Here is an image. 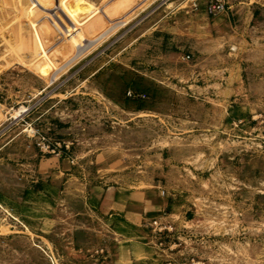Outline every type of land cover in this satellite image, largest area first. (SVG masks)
Returning a JSON list of instances; mask_svg holds the SVG:
<instances>
[{
	"label": "rangeland",
	"instance_id": "1",
	"mask_svg": "<svg viewBox=\"0 0 264 264\" xmlns=\"http://www.w3.org/2000/svg\"><path fill=\"white\" fill-rule=\"evenodd\" d=\"M257 2L0 0V264H264Z\"/></svg>",
	"mask_w": 264,
	"mask_h": 264
},
{
	"label": "crops",
	"instance_id": "2",
	"mask_svg": "<svg viewBox=\"0 0 264 264\" xmlns=\"http://www.w3.org/2000/svg\"><path fill=\"white\" fill-rule=\"evenodd\" d=\"M253 0H227V10L228 11H232V10H238L241 9L242 6H246V7H250L251 5L254 4H259V2L252 3ZM258 5V6H259ZM263 6V5H261ZM257 9H261L260 7H256ZM254 118V117H253ZM252 118V120H253ZM232 123L235 124L238 128V132L242 133V136H240V138H244L247 139V136L245 135H254L255 137L258 136V134L256 133V131H253L254 129L252 128V131H250L247 129H251V127H249L250 122L248 121V119L245 117H239L237 119L234 118V120ZM260 124V123H259ZM254 136H252L254 138ZM109 203V208L107 209L108 211H112L113 209H115L116 213L118 215H122L125 218H129L131 219L133 222L137 223L140 225V227H145L146 223L144 222H148L150 219H147L146 216H151L153 218L154 215H157L158 218H160L161 216H163L164 211H166L167 208L171 207V203L168 200H159L158 203H153V202H148L147 199H145V197H143V195L138 194H125L123 201H120L117 197L115 198H107ZM131 208V209H130ZM189 211L183 212L182 213V219H186L188 221H190L189 217H190ZM156 218H153L151 220H155ZM144 223V224H143Z\"/></svg>",
	"mask_w": 264,
	"mask_h": 264
},
{
	"label": "built area",
	"instance_id": "3",
	"mask_svg": "<svg viewBox=\"0 0 264 264\" xmlns=\"http://www.w3.org/2000/svg\"><path fill=\"white\" fill-rule=\"evenodd\" d=\"M207 7L211 14L215 16L222 15L227 11V0H207ZM128 95L130 97L133 96L131 92H129ZM58 146L60 147V145ZM46 148L49 149L50 145L48 144ZM53 152L55 153L56 151H53ZM58 153L60 154L61 150L58 151ZM147 227L149 230L151 228V232L155 233L159 237L165 236L167 234H171L172 232L175 231V228L171 224L167 222H162V219L153 220V222L149 223ZM159 244L162 245V243H159Z\"/></svg>",
	"mask_w": 264,
	"mask_h": 264
},
{
	"label": "bare ground",
	"instance_id": "4",
	"mask_svg": "<svg viewBox=\"0 0 264 264\" xmlns=\"http://www.w3.org/2000/svg\"><path fill=\"white\" fill-rule=\"evenodd\" d=\"M20 115H21V114L18 113L17 115H15V118H16V117L18 118ZM17 118H16V119H17Z\"/></svg>",
	"mask_w": 264,
	"mask_h": 264
}]
</instances>
